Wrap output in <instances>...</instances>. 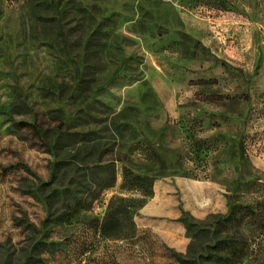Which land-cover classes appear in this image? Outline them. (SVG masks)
Here are the masks:
<instances>
[{
	"label": "rangeland",
	"instance_id": "1",
	"mask_svg": "<svg viewBox=\"0 0 264 264\" xmlns=\"http://www.w3.org/2000/svg\"><path fill=\"white\" fill-rule=\"evenodd\" d=\"M36 120L66 138L35 143L17 122ZM107 150L104 160L122 158L115 186L54 221V163H75V189L74 171ZM124 167L156 177L152 201L168 218L152 226L186 249L137 226L100 243L108 264H169L190 243L181 218L264 196V0H0V264H93L95 254L74 261L82 220H101L114 196L139 198L122 189Z\"/></svg>",
	"mask_w": 264,
	"mask_h": 264
},
{
	"label": "trees",
	"instance_id": "2",
	"mask_svg": "<svg viewBox=\"0 0 264 264\" xmlns=\"http://www.w3.org/2000/svg\"><path fill=\"white\" fill-rule=\"evenodd\" d=\"M90 74L91 71H88V76ZM17 125L21 130L33 135L35 143L42 139V136L48 141L56 137V142L65 136L61 126L56 127L59 130L57 132L55 127H45L39 120L33 123L17 122ZM56 144L57 149L63 148L61 144ZM107 153L108 150L101 155L98 163L91 167V171L88 167L74 171L69 184L76 185L75 189L66 187V181L71 176L70 173H73L75 163L71 160H59L54 163L51 182L45 184L46 192H49L45 204L50 211L49 216L54 221L63 223L80 216L81 212L91 207L92 200L115 186V163L122 161V158L114 156L104 160ZM153 155L158 158L157 154ZM155 181V176L135 174L130 168L124 167L122 189L126 192L135 191L139 198L114 196L101 220L83 218L82 223L89 232L77 240L73 249L74 261L83 263L91 260L95 254L93 264H108L107 256L98 252L100 243L123 241L135 236V217L153 198ZM228 198V210L225 214H211L204 222L194 219L189 222L186 217L179 220L186 227L190 243L186 254H173V260L171 259L169 264H264V196L235 195ZM65 244V240L40 242L34 253L39 256L54 255L61 252Z\"/></svg>",
	"mask_w": 264,
	"mask_h": 264
},
{
	"label": "crops",
	"instance_id": "3",
	"mask_svg": "<svg viewBox=\"0 0 264 264\" xmlns=\"http://www.w3.org/2000/svg\"><path fill=\"white\" fill-rule=\"evenodd\" d=\"M140 219L136 218V224L139 228L141 229H147L150 230L151 232H155L157 235L162 237L168 244H170L172 247H175L178 249L179 252H184L186 249V246H177L176 243L170 242L168 238H165L161 232H159L156 227L152 226V221L154 220L155 217L164 215V218L167 217V213L165 214L163 207H156L155 205V200L152 198L148 201V203L140 210ZM179 213L174 214L171 218L175 221L179 219ZM179 225V224H178ZM178 227L179 234L183 233L184 230L183 228ZM182 229V230H181Z\"/></svg>",
	"mask_w": 264,
	"mask_h": 264
}]
</instances>
